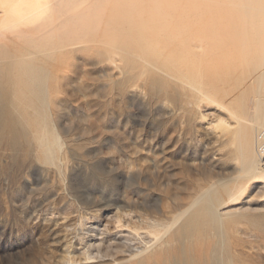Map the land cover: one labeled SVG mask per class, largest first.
I'll return each instance as SVG.
<instances>
[{
	"label": "rangeland",
	"instance_id": "1",
	"mask_svg": "<svg viewBox=\"0 0 264 264\" xmlns=\"http://www.w3.org/2000/svg\"><path fill=\"white\" fill-rule=\"evenodd\" d=\"M99 63L98 56L82 51L62 72L54 96L61 107H53L51 119L64 144L62 161L68 156L60 169L39 160L34 149L13 151L0 143V264H108L133 252L139 261L148 254L140 252L149 247V254L171 247L174 255L181 245L186 252L178 258L188 260L186 264H196L192 259L196 255L203 258L202 264H264V219L260 228L241 219L230 229L225 220L216 226L205 220L188 236L177 234L184 220L182 210L206 189L231 178L229 185L246 182L235 178L244 172L231 152L234 134L226 139L214 124L222 118L235 126L229 114L206 100L181 107L142 85L108 93L104 73L115 74V69ZM263 72L256 68L250 77L240 79V89L250 81L249 91H254ZM236 202L227 209L264 217L263 185L250 183ZM166 215L168 221L163 219ZM147 217L163 219L165 227L175 225L161 227L163 235L147 234ZM117 222L129 227L122 229ZM172 233L178 235L176 242L169 238Z\"/></svg>",
	"mask_w": 264,
	"mask_h": 264
},
{
	"label": "bare ground",
	"instance_id": "2",
	"mask_svg": "<svg viewBox=\"0 0 264 264\" xmlns=\"http://www.w3.org/2000/svg\"><path fill=\"white\" fill-rule=\"evenodd\" d=\"M0 50V77L5 82L4 93L0 95V143L7 149H34L39 160L60 169L68 156L62 161L64 144L51 127L52 110L59 103L54 96L63 80L62 72L77 54L86 51L115 69V74L104 73L108 93L142 85L158 98H169L181 107L206 100L225 110L235 124L220 117L214 123L226 139L235 137L236 146L231 152L244 173L234 177L246 182L229 185L226 182L232 181L231 178L206 189L189 208H182L184 220L176 233L183 236L205 220L214 226L225 220L230 229L241 219H247L260 228L263 216L227 208L237 203L250 183H261L264 188V154L258 152L259 135L264 130V72L260 73L254 91L251 90L253 93L249 91L250 81L241 89L243 83H238L250 77L256 68H264V0H0ZM41 132L43 135L38 137ZM185 215L188 216L183 218ZM166 218L167 215L163 219L168 221ZM148 219L153 220L147 217L149 224L144 222L146 233L163 235L160 230L165 221ZM120 223L119 227L127 229L128 225L122 227ZM173 233L170 240L178 236ZM178 249L179 253L176 250L174 255L171 247L149 254V247L140 252L149 254L142 260L138 261L135 258L138 254L133 252L108 264H186V260L178 258L186 252L183 245ZM171 254L173 259L167 263ZM192 259L196 264L203 263V258L197 255Z\"/></svg>",
	"mask_w": 264,
	"mask_h": 264
},
{
	"label": "built area",
	"instance_id": "3",
	"mask_svg": "<svg viewBox=\"0 0 264 264\" xmlns=\"http://www.w3.org/2000/svg\"><path fill=\"white\" fill-rule=\"evenodd\" d=\"M258 152L264 154V130L259 135Z\"/></svg>",
	"mask_w": 264,
	"mask_h": 264
},
{
	"label": "clouds",
	"instance_id": "4",
	"mask_svg": "<svg viewBox=\"0 0 264 264\" xmlns=\"http://www.w3.org/2000/svg\"><path fill=\"white\" fill-rule=\"evenodd\" d=\"M42 135H43V132H41V133H38V137H39V136H42ZM105 179H106V180H110V179H111V177H110V176H109V177H105Z\"/></svg>",
	"mask_w": 264,
	"mask_h": 264
}]
</instances>
